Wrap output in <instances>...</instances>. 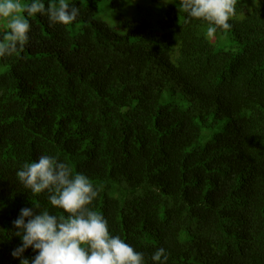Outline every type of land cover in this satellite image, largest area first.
<instances>
[{
  "label": "trees",
  "instance_id": "obj_1",
  "mask_svg": "<svg viewBox=\"0 0 264 264\" xmlns=\"http://www.w3.org/2000/svg\"><path fill=\"white\" fill-rule=\"evenodd\" d=\"M66 2L73 23L26 17L27 44L0 57V264L37 254L12 256L21 208L67 215L16 175L41 155L89 178L90 207L145 264L159 248L166 264H264V0H237L210 38L175 7L109 31L101 0Z\"/></svg>",
  "mask_w": 264,
  "mask_h": 264
},
{
  "label": "clouds",
  "instance_id": "obj_2",
  "mask_svg": "<svg viewBox=\"0 0 264 264\" xmlns=\"http://www.w3.org/2000/svg\"><path fill=\"white\" fill-rule=\"evenodd\" d=\"M236 2L180 0L179 11L190 19L206 21V35L210 38L218 29L231 28L228 21L235 15ZM38 13L46 15L50 24L67 26L76 20L80 9L66 0H50L47 7L43 0H0V18L7 21L6 30L0 34V57L11 56L25 47L31 28L26 17ZM16 175L25 189L33 195L47 192L50 204L67 214L53 215L34 204L20 209L12 223L18 229L14 235L21 238L22 244L12 256L22 257L29 247L37 253L31 261L21 258L20 264H145L143 253L135 251L120 236L110 235L105 217L90 207L99 190L86 175L74 174L69 164L51 155L25 163ZM151 259L156 264H166L168 255L159 248Z\"/></svg>",
  "mask_w": 264,
  "mask_h": 264
},
{
  "label": "rangeland",
  "instance_id": "obj_3",
  "mask_svg": "<svg viewBox=\"0 0 264 264\" xmlns=\"http://www.w3.org/2000/svg\"><path fill=\"white\" fill-rule=\"evenodd\" d=\"M246 3L248 7H252L260 0H242ZM21 3H23L21 1ZM170 7L177 8L179 12L180 19H183L182 11H179V3L176 0H171V2L165 3L164 0L160 2H153L152 0H127L125 7L121 12L114 11L111 9L110 2L108 0H101L100 2V14L99 19L104 21V23L109 27L108 30L116 28L120 30L122 28L124 20L132 18H146L148 19L155 27L158 25V22L161 18L164 17L166 11ZM7 21L3 18H0V29L6 30ZM228 38L225 40L228 49L237 50V44L234 41L233 37L230 36L227 32L225 34ZM182 97L180 92L174 96L175 100H179Z\"/></svg>",
  "mask_w": 264,
  "mask_h": 264
}]
</instances>
